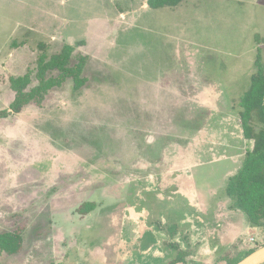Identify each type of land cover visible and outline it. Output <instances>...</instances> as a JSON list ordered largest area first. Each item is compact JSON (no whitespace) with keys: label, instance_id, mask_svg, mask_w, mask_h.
<instances>
[{"label":"rangeland","instance_id":"1","mask_svg":"<svg viewBox=\"0 0 264 264\" xmlns=\"http://www.w3.org/2000/svg\"><path fill=\"white\" fill-rule=\"evenodd\" d=\"M146 1L0 0V110L39 56H87L83 88L0 121V233L23 229L0 264H228L264 239L225 193L264 0Z\"/></svg>","mask_w":264,"mask_h":264},{"label":"trees","instance_id":"2","mask_svg":"<svg viewBox=\"0 0 264 264\" xmlns=\"http://www.w3.org/2000/svg\"><path fill=\"white\" fill-rule=\"evenodd\" d=\"M183 0H147L150 9L174 8ZM41 46V45H39ZM87 56L75 53L74 48L65 45L62 50L46 59L44 55L37 60V71L34 75L36 84L29 73L19 77H10V88L14 93L13 101L7 109L0 110V121L12 114H17L23 108L33 105L43 106L49 93L61 87L68 79L73 82V90L78 91L84 86L82 71L86 65ZM49 71L56 75L47 76ZM238 120L244 141L251 142L252 148L245 153L244 160L238 171L227 179L225 193L233 201V208L242 212L251 227H261L264 223V73L261 68L250 78L248 90L239 101ZM93 203H84L79 209L80 214L93 211ZM22 228L0 233V250L12 256L21 251ZM264 247V239L257 246L247 250L238 259L228 262L236 264L243 258Z\"/></svg>","mask_w":264,"mask_h":264},{"label":"water","instance_id":"3","mask_svg":"<svg viewBox=\"0 0 264 264\" xmlns=\"http://www.w3.org/2000/svg\"><path fill=\"white\" fill-rule=\"evenodd\" d=\"M236 264H264V247H261Z\"/></svg>","mask_w":264,"mask_h":264},{"label":"crops","instance_id":"4","mask_svg":"<svg viewBox=\"0 0 264 264\" xmlns=\"http://www.w3.org/2000/svg\"><path fill=\"white\" fill-rule=\"evenodd\" d=\"M184 171V173L183 174H181V175H183V179H181L180 177H179V181H178V184H179V182H180V180H183V182L187 185V186H190V181H191V183H192V178L190 179L189 178V176H188V170L186 169V170H182V172ZM230 174V173H229ZM174 181V180H173ZM192 186H193V189L195 190V188H194V185L192 184ZM207 194V193H206ZM205 196V195H204ZM203 196V197H204ZM238 211V210H237ZM233 213H235V212H233ZM239 213H241L240 211H239ZM243 214V213H242ZM245 223H246V226L245 227H247L246 228V230H248V229H250V230H252L253 229V227H251L250 225H249V223H248V221H246L245 220ZM248 225V226H247Z\"/></svg>","mask_w":264,"mask_h":264},{"label":"bare ground","instance_id":"5","mask_svg":"<svg viewBox=\"0 0 264 264\" xmlns=\"http://www.w3.org/2000/svg\"><path fill=\"white\" fill-rule=\"evenodd\" d=\"M132 224V223H131Z\"/></svg>","mask_w":264,"mask_h":264}]
</instances>
